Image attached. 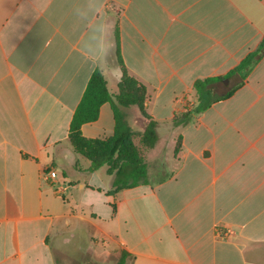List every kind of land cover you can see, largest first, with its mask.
<instances>
[{
  "label": "crops",
  "instance_id": "1",
  "mask_svg": "<svg viewBox=\"0 0 264 264\" xmlns=\"http://www.w3.org/2000/svg\"><path fill=\"white\" fill-rule=\"evenodd\" d=\"M90 6L0 0V264L81 262L79 252L117 256L114 264H264V56L232 96L169 126L198 105L197 81L225 78L260 47L264 0H105L99 19L114 50L99 68ZM116 33L129 74L147 89L146 112L162 125L159 144L167 130L181 149L160 170L153 149L150 184L110 196L107 169L88 173L69 129L96 69L118 93ZM238 83L223 81L220 94ZM114 131L108 103L82 127L87 139ZM226 229L235 235H217Z\"/></svg>",
  "mask_w": 264,
  "mask_h": 264
},
{
  "label": "trees",
  "instance_id": "2",
  "mask_svg": "<svg viewBox=\"0 0 264 264\" xmlns=\"http://www.w3.org/2000/svg\"><path fill=\"white\" fill-rule=\"evenodd\" d=\"M117 39V63L122 71L119 90L116 95L110 93L103 73L96 69L92 74L82 99L73 115L69 141L74 151L90 162L88 173H94L107 167V174L112 178L108 194L114 196L121 191L141 185H149V165L145 152L155 149L160 142V123L153 121L147 114V89L136 78L129 74L120 52L119 36ZM264 56V40L260 47L250 53L241 64L225 78L199 80L194 88L198 97V105L191 111L176 116L169 124L172 128L184 127L193 121V116L207 110L213 103L227 99L235 92L253 68ZM239 79V83L224 94H220L219 84L225 80ZM110 104L115 118V131L106 140L87 139L82 134V127L96 122L100 109ZM137 108L143 131L136 142V134L126 119V110ZM181 149V137L177 140L175 154ZM123 256L118 264H124Z\"/></svg>",
  "mask_w": 264,
  "mask_h": 264
},
{
  "label": "rangeland",
  "instance_id": "3",
  "mask_svg": "<svg viewBox=\"0 0 264 264\" xmlns=\"http://www.w3.org/2000/svg\"><path fill=\"white\" fill-rule=\"evenodd\" d=\"M129 110V109H128ZM126 113V112H125ZM127 121L129 122L127 116H126ZM132 122V123H131ZM129 122V124L132 126L135 134H136V142H139V136L143 131V123L140 121V118L138 120L133 119V121ZM167 130H165V134L163 135V140L161 141V143L159 144V146L155 147L156 148V153H157V158L156 160H154L155 162H152L151 165L153 166L154 163V169L155 170H160L158 168H160V165H163L166 163L168 158L172 157V154L175 155V157H177V154H175V148L173 150L171 149V138H172V132L170 133H166ZM169 131V130H168ZM177 143V142H176ZM176 147V144H175ZM152 151V150H151ZM151 151H147L145 152L146 158H147V163L148 159H149V153ZM105 170L107 169L106 167L104 168ZM166 175V171H160V173L157 174V178L161 179ZM79 260H81V262H74L70 259L64 258V261L67 264H114L116 261L117 256L114 255H99V254H89L86 252H79ZM78 259V258H77Z\"/></svg>",
  "mask_w": 264,
  "mask_h": 264
},
{
  "label": "clouds",
  "instance_id": "4",
  "mask_svg": "<svg viewBox=\"0 0 264 264\" xmlns=\"http://www.w3.org/2000/svg\"><path fill=\"white\" fill-rule=\"evenodd\" d=\"M105 0H91V6L88 12L93 13L97 18V22L89 25L91 36V51L97 57L95 68H99L101 61L105 64L109 62V56L113 53L114 44L112 38V27L109 26L101 17V9ZM80 15H87V13H79ZM89 63H93L89 59Z\"/></svg>",
  "mask_w": 264,
  "mask_h": 264
},
{
  "label": "built area",
  "instance_id": "5",
  "mask_svg": "<svg viewBox=\"0 0 264 264\" xmlns=\"http://www.w3.org/2000/svg\"><path fill=\"white\" fill-rule=\"evenodd\" d=\"M43 178L46 182L51 183V181L57 178V171L54 169L45 170L43 172ZM217 235L224 238H229L235 235V231H233L232 229H226V231L218 232Z\"/></svg>",
  "mask_w": 264,
  "mask_h": 264
}]
</instances>
